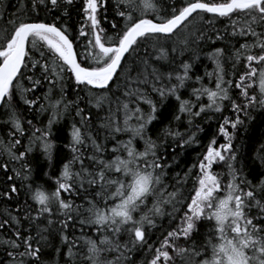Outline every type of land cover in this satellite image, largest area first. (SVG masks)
Masks as SVG:
<instances>
[{
  "label": "snow or ice",
  "instance_id": "snow-or-ice-1",
  "mask_svg": "<svg viewBox=\"0 0 264 264\" xmlns=\"http://www.w3.org/2000/svg\"><path fill=\"white\" fill-rule=\"evenodd\" d=\"M75 3L76 0H33V11L41 5L48 11L59 10L61 15L50 22L9 21L11 30H5L0 39V106L8 109L5 122L11 125V130L7 135L13 138L8 143L0 139V155H6L8 161L19 165V168L11 169L14 175H8L7 180L32 179L35 165L31 154L37 145L51 168L56 149L52 139L53 125L71 107L75 106V115L80 117L82 127L89 124L90 115L84 114V109L79 107L82 92L91 94L100 90L95 93L94 101L91 96L87 101L97 109L109 101L100 127L107 129L112 139L119 133H127L128 139L116 142L111 150L114 159H105L106 146L98 143L91 131L82 133L81 127L73 124L68 145L71 157L62 164L54 190L45 191L31 183L25 185L28 199L23 201L27 205L23 216L8 213V218L0 221V230L13 229L8 239H0L9 258L7 264H40L43 244L49 239L43 233L49 232L54 216L59 218V240L67 246L68 259L64 264H74L80 255L79 249L73 251L78 240L86 247L83 258L87 264H128L130 254L144 251L146 246L151 252L147 264H176L177 257L182 264H264V181L251 185L241 165L243 157L238 158V150L233 144L236 131L245 123L240 114L247 117L250 110L256 108L264 111V0H222L219 3L188 0L182 6H170L167 15L160 14V6L155 0H115L112 11L120 20L108 21L112 32L104 26L110 0H83L78 10L82 22L73 36L67 23L57 21L68 17ZM149 12L155 13V17L149 18ZM194 13L213 14L206 21L208 25H212L213 18H227L228 27L223 33L213 29L214 37L197 29L193 43L199 47L202 40L215 43L227 39L231 47L227 54L225 47H216L207 53L215 67L213 72L206 71L205 75L209 78L215 75L214 88L203 84L192 87L191 96L195 98L192 100L182 99L179 90L193 79L191 73L199 54H194L193 63L179 65L182 72L171 63L162 71L163 65L158 67L156 62H168L169 48L161 41L179 36L183 30L181 26L189 17L196 19ZM77 37L85 39L77 45ZM234 37H251L252 40L237 41V47L236 43H231ZM182 44L181 54L189 46L188 38ZM138 49H143L142 56ZM170 51L177 49L171 47ZM133 54L137 55L132 63L138 61L141 66L136 69L135 77L132 76L133 68L128 67ZM226 61H231L233 70L242 61L243 67L239 73L233 71L232 76L226 78ZM125 72L127 75H123ZM165 79L168 84L164 83ZM121 80L123 98L117 96L114 101L110 100L104 93H111L110 84ZM195 81L201 82L202 77L195 76ZM68 82L76 91V100L66 99ZM145 85H150L161 102L168 95L179 101L174 120L179 122L186 114L188 133L185 135L168 127L164 136L171 137L180 148L199 143L196 134L203 129L194 122L202 114L210 118L207 110L219 113L228 101L235 113L233 119L223 117V123L218 127L217 135L223 137L224 142L218 144L217 138L213 137L183 175L176 173L174 185L165 182L166 169L171 165L160 151V143L146 133L147 126L157 119L158 106L147 94ZM254 86L256 91L250 93ZM45 87L44 103H39L41 97L35 93ZM117 88L119 90V83ZM54 92L58 98H53ZM28 94L33 95L29 98ZM17 95L30 110L39 103L40 112L51 111L43 128L33 125L30 119L26 121L32 127V133L28 146L19 151L17 146L21 145L20 138L25 134V122L13 106ZM203 96H207V103L200 102ZM141 103L149 106L147 112ZM120 113L124 115L122 123ZM133 120L134 123H130ZM89 141L92 152L85 154L82 148L86 149ZM137 141L144 142L143 150L137 148ZM258 158L264 163V155ZM216 168L227 172L214 170ZM0 171L7 175V161L0 163ZM225 174L229 179L223 182ZM189 177H192L191 191L185 198L182 189ZM81 194L87 207L74 202L73 197ZM19 195L20 189L15 183L0 191V197L9 200ZM108 199L113 201L111 205ZM28 200L33 203L28 204ZM34 205L38 207L34 208ZM254 207L258 209L257 213L251 212ZM82 208L86 215L81 213ZM181 209L179 225L162 234L158 246L149 244L150 230L157 227V218L167 215L175 219L174 214ZM33 210L35 216L31 214ZM23 221L29 223L26 231ZM73 221L75 224H71ZM202 224L207 228V234L198 242L196 236L200 234ZM76 225L80 226L81 236L76 237L73 233L70 239L67 229ZM31 226L36 228L35 236ZM85 226L95 229V238L84 233ZM122 233L127 239H122ZM112 253L116 254L113 259L105 255Z\"/></svg>",
  "mask_w": 264,
  "mask_h": 264
},
{
  "label": "trees",
  "instance_id": "trees-1",
  "mask_svg": "<svg viewBox=\"0 0 264 264\" xmlns=\"http://www.w3.org/2000/svg\"><path fill=\"white\" fill-rule=\"evenodd\" d=\"M155 2L160 6V14L167 15L170 10V6L172 5H181L182 3H187L188 0H155ZM202 2H222V0H202ZM33 0H0V39L5 35V30H11L12 25L9 21H17L25 20V21H52L54 17L60 16L59 10L56 11H48L41 5H37L35 11L32 10L31 5ZM83 0H76L75 5L70 8L69 16L62 18V20H58L57 22H65L69 26L70 31L73 36L76 35V30L79 27V23L82 22V14L78 12L81 8ZM115 3V0H110L109 11L107 14V21H105L104 26L108 28L109 32L113 30L110 28L108 21L116 19L117 21L120 18L115 17L114 12L112 11V5ZM155 13L149 12V18H154ZM195 20L192 18L182 27V31L180 35L177 37H173L168 41H161L165 45L166 48H169V60L158 61L156 65L159 67L163 65L162 71L167 70L169 68V63L172 64L178 71L182 72V69L179 68V65L182 62L193 63L194 54H199V60L194 61V69L191 73L193 79L186 83L183 89L179 90V95L182 99H192L195 98L191 96V88L192 87H201L203 84L206 87L214 88L215 83V75L209 78L205 75V72H213L215 65L211 60L208 59L207 53L216 48V47H225L226 54L228 53V49L231 47L229 40L224 41H216L212 43L211 41L205 42L200 41V46L198 47L196 43H193L195 37L198 35L197 29H203L207 35L213 36L215 35L213 29H218L220 32H224V29L228 27V19L227 18H213L212 25H208L206 23L209 17H212V14L200 13L199 15L195 14ZM260 30L259 28L257 29ZM180 31V30H178ZM188 38L189 46L184 48L183 53L181 54L180 49L183 47L182 41ZM85 38L77 37L76 44L79 45ZM245 40L251 41V37L241 38L234 37L231 38V43H243ZM238 47L239 44L236 43ZM171 47H175L177 49L176 52L170 51ZM149 52H152L151 46H149ZM138 54L143 55V49H138ZM137 54H133V57L129 61L128 67L133 68L132 76H136V69H139L141 66L137 61L135 64L132 63V60H135ZM127 58V57H126ZM243 67V61L237 65V67L233 70L231 68V61H226L225 63V72L226 78L232 76L233 71L239 73ZM123 75H127L125 72ZM195 76H201L202 81L196 82ZM119 83V90L117 88V84ZM165 84H168V81L165 79ZM175 83V80L172 81ZM147 89V94L151 96V98L157 103V119L152 121L146 128V133L153 140H157L160 143V151L163 152L164 158L168 164L171 165L170 168L166 169L167 175L165 176V182L169 185H174L177 179L176 173H183L187 171L193 163L197 161V158L203 153L205 147L208 145L210 140L213 137L217 138V142L223 143L224 138L217 135L218 127L221 123H223V117H227L229 119H233L235 117V113L231 110V107L228 104V101H225L224 108L221 112H212L208 113L210 118H205L204 114L201 117L196 118L194 123H199L202 127L203 131L198 132L196 134V138L199 141L198 144H192L190 146H185L184 148L177 147L173 142L171 137L164 136V130L168 127L172 129L179 130L182 133L187 135L189 126L187 124V119L185 118L186 114L182 116L181 121L177 122L174 120V115L178 112L179 101L175 99L174 96L168 95L161 102V98L155 92L151 91L150 85L144 86ZM111 93L105 92L104 94L109 97L110 100H115L117 96L122 97V91L124 88L123 80L110 84ZM100 90H94L93 93L88 94L86 92L80 93L79 107L84 109V114L90 115L91 119L87 126L82 127L79 123L80 117L75 115V106L71 107L67 113L63 115L62 118L58 119L53 125V137L56 149L54 152L53 164L51 168H49L47 161L41 155V150L38 145L35 147L31 156L34 158V168H33V176L31 180L24 181L22 179H13L12 181L7 180L8 175H14L11 171L13 167L19 168V165L8 161L6 155H0V163L5 161L9 164V171L7 175L0 171V191L7 190L8 185L11 183H15L20 189V195L14 196L11 200L6 197H0V221L8 218V213L12 215H20L23 216L25 210L27 209V205L23 203L24 200L28 199L25 195V185L33 184V186H41L45 191L54 190L55 180L62 170V164L67 162L71 157L70 148L68 145L71 142V132L72 126L75 124L77 127H81L82 133L87 131H91L92 135L97 139L98 143H101L106 146L107 151L103 154L105 159L111 157L114 158L115 154L112 153V148L116 145L117 141L127 140V133H119L116 134V138L112 139L111 136L108 135L107 129L101 128L100 125L103 123V118L107 114V109L109 107V101L106 100L103 104V107L97 109L93 106V104L88 103V99L91 96L93 101L95 99V93ZM239 90H235L238 92ZM256 91L255 86L253 89H250V93ZM47 92V88H40L35 93L36 96H40L41 100L39 103H44L42 97L44 93ZM67 100H76L77 95L76 91L71 87V82H68V87L66 88ZM230 94L231 90H230ZM29 98L33 94H28ZM233 98H236L234 94H232ZM53 98L56 97V93H53ZM242 99V98H240ZM207 102V97H201L202 103ZM239 102V101H238ZM39 103L37 104L35 109H29L27 105L23 104V101L20 100L19 95H17L13 100V106L17 110V114L21 117V119L25 122V134L21 137V145L17 146V150H23L28 146L29 138L31 137L32 127L28 126L26 121L32 120L33 125L36 127L43 128L47 120L51 115V111L40 112L39 111ZM112 107L115 108L116 105L113 103ZM142 109L147 112L149 110V106L147 104L141 103ZM7 112L8 109L2 107L0 114V139H3L5 143H8L12 137L7 135L8 131L11 130V125L6 123L7 120ZM241 119L245 120V123L238 128L236 131L235 138L233 140L234 147L238 150L239 156L243 157L241 160V165L244 170V174L248 181L251 182V185H259L262 181H264V163L258 158L260 155H264V111L256 108L254 110H250L249 116L245 117L243 113L240 114ZM124 115L120 113V121L123 122ZM130 123H134V120ZM39 135V134H38ZM159 138V139H158ZM87 139V137H86ZM166 140V143H161ZM143 141H137L136 146L138 149L143 150ZM171 145V146H170ZM175 148V152L173 151ZM82 150L85 154L92 152V147L90 141L88 142V147ZM78 168V165H77ZM75 170V169H74ZM214 170H222L225 173L226 169H214ZM195 174V169H193V175ZM229 177L225 174L223 177V182H226ZM192 184V177H189L187 184L184 185L182 189V193L187 198L188 193L191 191L190 185ZM178 186V185H177ZM171 190V189H169ZM63 196H67L68 194L62 193ZM75 204H84L87 207L83 199V194L76 195L73 197ZM99 198L97 199V203H99ZM31 200H28V204H32ZM113 201L108 199V204L111 205ZM148 206H151V199L149 200ZM38 207V206H33ZM55 208V206H53ZM17 209H20V212L17 213ZM82 214L84 213V209L81 210ZM169 211L171 209L169 208ZM183 209L180 212L175 213V219H172L169 216H165L162 219L157 218V227L155 229H151L150 238L148 240L149 244L154 246L159 245V238L162 234H166V231L171 230L174 227H177L180 223L179 217L182 213ZM252 213H257V208L251 209ZM33 216H35V211L31 212ZM75 215V214H73ZM140 212L136 214V218L138 219ZM58 217H53V224L51 225L48 233H43V235L48 236L49 239L47 242H44L41 252V260L40 264H64V261L68 259L67 256V246H64L62 242L59 240L60 226L58 224ZM71 224H75V221L71 222ZM29 227L28 221H23V230H27ZM32 227V234L35 236L36 228ZM13 229L7 228L6 230H0V239H8L12 234ZM51 233V235H49ZM67 233L69 234V238L72 239V234L74 233L76 237L81 236V229L79 225L75 227L70 226L67 229ZM84 233L86 235H90L93 238L96 237L97 233L95 229L89 228L85 226ZM207 234V228L202 224L200 228V234L196 236L197 241H201L204 236ZM122 239H127L126 234L122 233ZM80 250V255L74 260V264H87V261L83 258L84 252H86V247L82 240L77 241L76 249H73L74 252ZM109 259H113L115 257V253L105 254ZM151 252L147 251V246L144 251H134L130 254V261L128 264H131L132 261L135 264H147V259L150 258ZM8 257L5 251V247L0 245V264H7ZM176 264H182V261L179 257L176 258Z\"/></svg>",
  "mask_w": 264,
  "mask_h": 264
},
{
  "label": "rangeland",
  "instance_id": "rangeland-1",
  "mask_svg": "<svg viewBox=\"0 0 264 264\" xmlns=\"http://www.w3.org/2000/svg\"><path fill=\"white\" fill-rule=\"evenodd\" d=\"M207 97V96H206ZM208 102V101H207ZM206 101L204 102V103H207ZM208 111V113H212V112H214V111H211V110H207ZM218 144L220 143V142H217ZM115 158V157H114ZM114 158H112V159H114Z\"/></svg>",
  "mask_w": 264,
  "mask_h": 264
},
{
  "label": "bare ground",
  "instance_id": "bare-ground-1",
  "mask_svg": "<svg viewBox=\"0 0 264 264\" xmlns=\"http://www.w3.org/2000/svg\"><path fill=\"white\" fill-rule=\"evenodd\" d=\"M194 15H195V13L193 14V16H194ZM212 15H213V14H212ZM191 18H192V17H189V20H190ZM189 20H188V21H189ZM188 21H186L185 24H186ZM183 26H184V25H182L181 27H183Z\"/></svg>",
  "mask_w": 264,
  "mask_h": 264
},
{
  "label": "water",
  "instance_id": "water-1",
  "mask_svg": "<svg viewBox=\"0 0 264 264\" xmlns=\"http://www.w3.org/2000/svg\"><path fill=\"white\" fill-rule=\"evenodd\" d=\"M2 106H0V112H1Z\"/></svg>",
  "mask_w": 264,
  "mask_h": 264
}]
</instances>
